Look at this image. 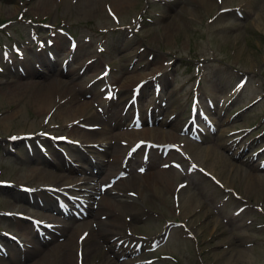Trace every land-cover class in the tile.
I'll list each match as a JSON object with an SVG mask.
<instances>
[{
    "label": "rangeland",
    "instance_id": "374dc122",
    "mask_svg": "<svg viewBox=\"0 0 264 264\" xmlns=\"http://www.w3.org/2000/svg\"><path fill=\"white\" fill-rule=\"evenodd\" d=\"M26 1L29 2L28 7L31 15H43L41 17H46L44 19L46 22L56 26L60 23L64 24L68 31L75 35L78 45L82 44L80 51H77V56L75 55L73 59L77 66H83L86 60L96 56V60L93 62L96 67L86 69V72L91 74L84 78L83 86L86 85L90 77L100 71L98 60L100 53L97 51V45L102 42L105 47L102 53L107 51L102 61H109L115 67H122L128 71L127 73L117 72L120 84L121 81L135 76L136 79L131 82L133 84L140 78V71L133 73L132 70L127 69L131 58L138 59L135 62L140 65L142 73L146 76H152L169 67L178 70V74L174 78L175 89L178 88V90L174 97H178L180 116L187 117L188 115L190 90L197 73L195 70L197 62H199V67L202 66L204 72L199 85L202 101L205 104L206 98L211 97L216 104L217 99H222V102H219L220 107L217 108L220 115H222L220 111L225 110L226 113L227 111L231 113L247 105L258 95L262 96L242 116L235 119L231 118L228 113L227 117L221 116L224 131L221 140L206 142L204 145L188 141L184 146L193 160L198 164L201 163L205 168L210 167L211 162H216L220 158L230 163L227 167H224L223 163H217V167L210 170L225 183L227 190L222 189L198 171L187 176L176 172L173 183L187 181L184 190L188 194L191 204L193 203L189 207L188 204L181 203L183 189L178 191L179 204L175 205V200H173L175 190L171 193L173 184L169 191L165 188L156 189L146 186L140 205L142 212L138 215L129 211L120 212L121 214L116 216L119 226L114 229L115 232L104 239L94 235L92 239L96 246H84V254L90 251V256L85 257V264H104L106 259L111 261L110 264H121L123 260L118 248L108 250L109 245H106L108 242L117 241L109 240L114 233L122 234L124 238L129 236V232L138 236L150 234L149 239H152L162 236L161 231L169 226L165 225L167 220H180L186 223L189 221L188 224L191 223L193 228L190 225L187 226L193 237H188L181 227H172L167 240L160 245L157 253H170L173 259L161 261V264H264V227H260L264 219V169L258 168L250 158L251 152L260 145L256 132L264 123V0H227V2L210 0L215 5L213 9L202 5L197 0H131L129 5L124 9L120 8V11L116 10L115 13L119 17L120 25H127L130 28L139 14L142 15V27L135 34L130 29L120 28V25L114 23L104 12L106 3L112 7L111 0H95L92 10H85L77 5L79 0H72L70 4L56 0L57 5L54 1V5L51 7L40 6L41 0H0V22L12 21L11 24L0 30V50L2 43H10L11 40L24 42L28 39L30 25L27 20L32 16L28 15L27 11L24 12L23 8L18 10L21 11L20 14L24 13L21 17L18 16L17 10H7L13 5L20 7V3L25 5ZM236 9L239 12H236ZM146 19H150V21ZM36 29L39 30L42 38L48 37L47 30ZM58 40L63 47V52L59 53L57 57V62L60 63L61 59L66 57L68 39L59 34L55 38V41ZM84 41L91 43L87 45ZM30 46L26 45L24 49L25 58L23 61L17 60L15 64L8 62L6 65L0 63L3 66V71L0 72V135L3 137L11 133H31L40 128H49L54 132L63 133L69 119L74 116L69 118V115L66 114L68 111L72 112L77 109L73 106L67 109L68 111L59 109L57 111L56 109L53 113L50 110L55 107L48 110L49 112L47 110L46 112L45 108L40 110L30 98L31 92L37 90L32 85L20 87L13 97L10 91H6L17 82L38 81L27 74L22 76L17 69L18 64H21L25 70L29 64L36 69L39 64L37 57L40 55L45 57V51L38 52ZM148 54L153 55L152 60L147 58ZM172 59H175L174 64H166ZM242 74H247L248 78L239 100L226 106V99L231 95V89ZM191 76L193 81L190 83ZM61 78L63 81L70 80V77ZM4 80H9V82L2 84L1 81ZM69 84L73 89H76L75 80ZM101 84L102 81H99L96 88L99 89ZM182 84L183 86H180ZM121 85V94L125 97L128 93L125 91L126 88H122ZM74 92L75 90L72 93ZM72 93H67V95ZM36 94H40L39 91L34 95ZM60 102V105L67 103L66 98H60ZM86 102L90 107H93L90 101H76L82 106L86 105ZM214 110L216 111V108L212 109V112ZM56 112L59 113L56 114ZM48 119L50 121H47ZM224 121L226 123H223ZM244 126H256L253 131V141L250 138L233 141V137L242 134V131L239 130L231 134L233 130ZM173 129H175L174 125ZM164 131L167 133V130ZM74 132L90 133L80 129ZM159 133H155L154 139L161 140L158 137ZM246 143L249 148L245 152H239L238 159H236L235 154ZM2 146L6 150V155L0 153V166L5 164L1 178L34 186L41 182H51L53 177L50 178L49 174L60 172L59 169H52L43 162L32 163L13 157L4 143ZM25 154V150L21 148L20 155L24 157ZM175 155L168 158H163L161 154L155 155L151 159L150 168L146 170L147 177L154 175L158 169L163 170L159 168L162 162L167 163L171 159H179L178 154L175 153ZM236 160L241 163H237ZM135 162V164L138 163V161ZM183 163L186 167V163L184 161ZM228 167L230 171L227 170ZM220 169H222V173H219ZM238 171L239 174L236 175L235 173ZM41 172L46 174L42 175ZM249 172L257 174L259 178L250 181L256 187L253 188V191L247 192L245 185L248 176L243 173ZM60 173L73 178L78 174L64 171ZM142 176L143 174L140 175V177ZM224 177L227 181L224 180ZM246 187L248 186L246 185ZM130 191L135 192L128 190V196H130ZM135 193L137 194V192ZM33 204L14 190L0 188V210L13 208L24 213L57 218L51 209L44 208L38 203ZM17 219L15 216L8 218L0 215V229L12 230L21 238L29 237L30 233L33 237L36 236L34 231L31 232L29 223L24 225L25 221ZM91 219L93 218L90 217L87 220ZM60 221H63L69 228L80 224L72 219H60ZM92 224L96 223L92 222ZM175 228L179 229L175 230ZM75 235L77 233L74 234V239ZM64 237L66 235L59 236L58 239L62 240ZM69 240L68 234L61 244L67 247ZM44 247L48 248L46 245ZM44 252L45 250L32 251L30 255L17 252L16 257L21 260L19 264H35L37 259L35 257ZM151 255L153 256V253ZM0 258H4V261L0 260V263L18 264L9 260L10 255L0 256ZM26 259H28V263H25ZM53 262L59 263L58 257ZM68 264H74V261L72 260Z\"/></svg>",
    "mask_w": 264,
    "mask_h": 264
},
{
    "label": "bare ground",
    "instance_id": "6f19581e",
    "mask_svg": "<svg viewBox=\"0 0 264 264\" xmlns=\"http://www.w3.org/2000/svg\"><path fill=\"white\" fill-rule=\"evenodd\" d=\"M41 1H42V4L40 6L51 7L54 5L55 0H41ZM70 1L71 0H62V3L70 4ZM224 1L227 2V0H224ZM130 2H131V0H112V7L115 11L116 10L120 11V8L124 9L127 5L130 4ZM197 2L202 3V5H207L208 8H212V9L215 6V5H213V2H211L210 0H197ZM93 3H95V0H79L77 5H80L85 10H92V7L94 6ZM64 9H65V5H64ZM7 10L8 11L18 10V7L13 5V6L8 7ZM58 43L59 42H56L55 46H57ZM43 62H44V65H51V63L46 62L45 60H43ZM94 66L95 65H93V63H91V65H89L88 68H93ZM60 70H61V68H60ZM69 72H72L75 74V69H74L73 65H71ZM37 75L41 76L43 78V80L38 81V82L32 81V82H27V83H20V82L18 83L17 82V83H14L13 85H11L10 88H7L8 90H6V91H10V94L13 97V96H15V94H17V91L20 87H22V86L26 87V86L32 85V87L37 89V90L31 92V97H30L31 100L33 101V103L38 108H40V110H43V108H45V111L46 110L48 111L53 105L56 104V98L57 97H59V99L63 98L67 95V93H72L74 90L70 86V84H66L65 81H63L62 79H56L54 77H50L49 75L44 74V72H39V73H37ZM135 78L136 77L134 76L132 78H128V80L123 81L122 82V88H125V87L130 88V85L132 84L131 82H133V79H135ZM37 91H39L40 94L34 95ZM161 94H162V92H161ZM73 95H74L73 96L74 98L71 97L70 99L67 100V103L58 106L60 111L67 110V109L72 108L74 106L77 108L76 110H73L72 112L67 110L68 114H66V115L67 116L69 115V118L72 115H74L73 118L75 116H77L75 118H78L80 116H84V118H85L84 122H86V123H88V121H91V120H95L98 123L100 122V120L102 122H104V118L102 116L100 117L98 115V113L92 111L91 108L88 106V103L84 106L80 105L79 103L77 104L76 100H75L76 94L73 93ZM121 99L122 98H120L119 100H121ZM147 103H148V101H147ZM122 110H123V104L121 105L120 109H117V111L122 112ZM57 111H58V109H57ZM58 113L56 112V114H58ZM73 118H72V120H73ZM75 128L77 129V127H75ZM104 131L109 132V131H111V129L107 128V129L99 130L98 132L92 131L90 135H84V136H79L78 134H75V137L77 139L82 140L83 142H94V141H98V140H106L105 138L97 137V133H104ZM160 132L161 133H160V135H158V137L161 138V140L165 141V142L167 140H170L169 138H171V137L173 138L176 135L175 132H173V131H168L167 133H165L162 130ZM128 133L131 137L134 138V137L138 136L141 133V131H137V132L129 131ZM146 133L151 137H153L155 135V132L152 133L149 130H146ZM85 149L90 153H93V154L96 153V151L92 147L85 146ZM93 158H95V156ZM101 161H102V159L98 158V160H95L93 164L97 167L99 164H101ZM217 163H223L224 167H227V165H230V163L227 160L220 158V159H217L216 162H211L210 167H208L209 170H211V168L217 167L216 166ZM57 165L60 167L63 166V162H62L61 158H59V157L57 158ZM33 170H35V169H33ZM227 170L230 171V168L228 167ZM219 173H222V169H220ZM41 174L44 175L46 173L41 172ZM41 174L40 175L38 174V176H41ZM235 174L236 175L239 174V171L236 172ZM243 174L248 176L247 183H246V185L248 187H246V185L244 183L245 188L247 189V192H249L250 190L253 191V188H255L256 186L253 182H250V181H255V178H259V177L257 176V174H255L253 172L243 173ZM49 176H50V178L54 177L53 180L58 181L60 183L67 184V183L71 182V180H69V179H67L61 175H54L53 173H50ZM175 176H176L175 171H173L172 169H168V170L156 171L155 174L152 175L151 177H147V172H145V173H143L142 177H140L139 175H135V176H132L130 178L125 179L123 183H117L116 187L114 188V189H117V192H115L114 194L111 193V196L108 195L106 197L101 198L100 201L98 202L100 209L105 210L107 213V216L103 220L100 219L99 217H97L96 215L93 216V219L96 220V222H97L96 230H94V228L91 227L90 222H87L86 220L83 222V224H81V226H78L75 229H68V227L66 225L62 224L59 228H56V230L69 232L70 240H69L68 246L66 247L65 245H63L61 243L54 244L53 246L48 248L42 255H40L39 257L36 256L37 259L35 261V264H56L53 262L56 257H58L60 264H68L72 260L74 261V264H76V261H77L76 249H77L78 244H77V235H75V239H74L73 238L74 234H76V233L78 234L81 230L82 231L89 230V234L85 238V240L83 241L82 246L95 247L96 243L92 239V237L94 235H96V237H98V238H105L114 229H116L117 226H119V222L117 221L118 218L116 217L118 215V214H116L117 210H119L121 213L124 211L125 212L129 211V212L134 213L135 211L141 210V208H140L141 204H139L138 202H134L131 204V203H127L125 201L128 198V196L125 194L127 190H135L136 192H138L143 197V192H144V189L146 186H152L153 188H156V189L165 188L169 191L170 186L173 184L172 188H171V193H173L174 192V184H175V183H173V180L175 179ZM219 180L221 181L220 178H219ZM224 180L227 181V179H225V177H224ZM90 182H91V180L89 178H87V179H85V181L83 183H81L79 185H75L74 188H77V187L80 189L85 188V190L80 191V192H84L88 189H91ZM222 183L225 184L224 182H222ZM38 184L49 185L51 183L50 182H41ZM126 187H130V189L126 190L125 189ZM120 192H123V194H120ZM85 195H86L87 199L92 198L91 191L87 192ZM181 203L182 204H188L189 207H191L193 204V203L191 204L189 196L184 189L181 191ZM196 204H198V202H196ZM45 205L53 208V202L46 199V198H45ZM197 206H199V205H197ZM10 211L21 212V211L15 210V209H10ZM111 215H113V217H111ZM56 222L60 223L61 221H56ZM47 234L52 235V238L55 237V234H50L49 232H47ZM115 234H117V233H115ZM21 241H24L26 243H28V242L32 243L31 248L26 247L24 249L26 252L38 251L39 250V249H37L38 247L45 245L44 243L39 245L35 241H29L28 238H26L24 240L21 239ZM13 248L18 249L21 252L20 248L14 244L10 245L8 247L7 251H9L11 253ZM236 250H237V248H236ZM31 252L29 253V255L31 254ZM89 252L83 254V258L89 257L90 256ZM245 255H246V253H245ZM150 257H151L150 254L149 255L144 254L137 259H134L130 262H122L121 264H130L135 260L149 259ZM239 257H240V255H239ZM12 261H13V259H12ZM104 262H105V264L111 263V261L109 259H106ZM0 264H3V263H0Z\"/></svg>",
    "mask_w": 264,
    "mask_h": 264
}]
</instances>
